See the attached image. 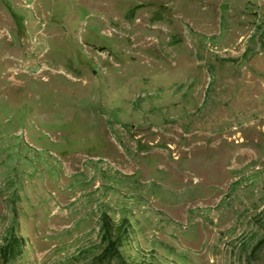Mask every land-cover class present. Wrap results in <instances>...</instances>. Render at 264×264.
I'll return each instance as SVG.
<instances>
[{
  "label": "rangeland",
  "instance_id": "rangeland-1",
  "mask_svg": "<svg viewBox=\"0 0 264 264\" xmlns=\"http://www.w3.org/2000/svg\"><path fill=\"white\" fill-rule=\"evenodd\" d=\"M264 264V0H0L7 264Z\"/></svg>",
  "mask_w": 264,
  "mask_h": 264
},
{
  "label": "trees",
  "instance_id": "trees-1",
  "mask_svg": "<svg viewBox=\"0 0 264 264\" xmlns=\"http://www.w3.org/2000/svg\"><path fill=\"white\" fill-rule=\"evenodd\" d=\"M127 218L111 220L103 213L101 237L105 241L102 249L93 257L94 261L115 259L117 264H154L151 260H127L120 246L123 244L127 233L130 232ZM23 251V238L14 230H9L0 241V264L11 263Z\"/></svg>",
  "mask_w": 264,
  "mask_h": 264
}]
</instances>
